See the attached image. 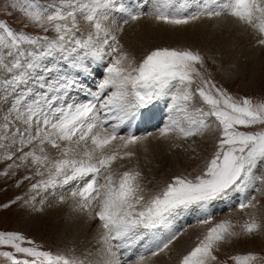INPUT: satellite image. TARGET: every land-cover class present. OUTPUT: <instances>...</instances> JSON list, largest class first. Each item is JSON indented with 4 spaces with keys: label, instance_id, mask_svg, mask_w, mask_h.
<instances>
[{
    "label": "snow or ice",
    "instance_id": "1",
    "mask_svg": "<svg viewBox=\"0 0 264 264\" xmlns=\"http://www.w3.org/2000/svg\"><path fill=\"white\" fill-rule=\"evenodd\" d=\"M193 6L196 10L189 12ZM9 7L52 35L16 32L0 21V161H10L0 176H15L21 168L30 172L17 181L20 186L35 180L29 191L36 195L26 203L41 192L55 195L69 186L73 211L99 221L100 258L90 259L93 253L87 250L80 256L44 250L17 231H0V249H10L0 250V258L9 264H147L144 254L122 262L118 251L163 229L165 238L158 237L149 250L159 256L182 234L173 231V219L196 212L197 223L208 227L178 264H264V255L255 252L225 260L217 255L232 239L264 228L255 215L238 232L231 220L214 222L210 213L217 201L250 188L264 195V99L237 98L218 87L205 74L199 51L156 47L137 61L121 41L125 25L145 17L180 26L229 16L264 46V0H143L135 9L124 0H15ZM94 71L102 76L93 89L86 79ZM73 93L83 99H72ZM161 99L169 116L157 138L188 140L211 131L215 146L199 174L175 175L146 195L143 173L119 162L132 160L153 134L122 135L120 129L142 119ZM67 198L60 195L59 202ZM39 202L44 204L45 197ZM258 204L253 195L240 200L238 208Z\"/></svg>",
    "mask_w": 264,
    "mask_h": 264
},
{
    "label": "rangeland",
    "instance_id": "2",
    "mask_svg": "<svg viewBox=\"0 0 264 264\" xmlns=\"http://www.w3.org/2000/svg\"><path fill=\"white\" fill-rule=\"evenodd\" d=\"M13 2H15V0H0V9H4V10H0V21L6 23L10 28H12L16 32L22 31L30 35H49V36L52 35V33H44L41 29L28 23V21L24 18V16L21 14L20 11L10 8L9 5L12 4ZM39 2L41 4H47L50 3L51 0H39ZM142 2L143 0H124L126 6L133 9H135L137 5ZM143 10L146 11L147 9L145 8ZM195 10L196 9L193 6L188 11L194 12ZM115 16L117 20L121 18V14H115ZM206 18L207 17L205 18L201 17V19L206 20L203 23V24L206 23V27L207 26L214 27L215 25L210 23L212 21L214 22V20L216 19L218 20L223 19L222 23L224 24L226 23L225 19H229L230 21L236 23V21L232 17H228V16L213 18L214 20H210L209 18H207L208 20L211 21V22L209 21V23L207 22ZM143 19L144 18L140 20ZM145 19L147 18L145 17ZM193 21H197V20H193ZM133 22L135 21H130L129 23L131 24ZM159 24L160 25L162 24V28L165 27L166 25V24L163 25V23H159ZM154 25H157L156 21ZM188 25H191L190 22L188 23ZM188 25L186 26L184 25V28L187 27ZM180 26L183 27V25ZM81 27L82 29H85V25L83 21H81ZM173 27L175 26L166 25L165 27L166 30L163 28L164 29L163 33L162 35L159 36L145 35L144 37L142 36L139 40L136 41L133 40L132 42H122V43L124 44V46H126L125 48H127V51H129V53L132 51L130 54L133 57H135L137 61L141 60L149 50L156 47H165V46L176 47V48L188 47L194 51H199L201 55H203L205 58V69H206L205 74L209 76V78L212 79L218 87H223L227 89V91L230 94H232L237 98L242 96H247V97H251L254 101L264 99V46L257 44V42L252 43L254 40L257 39L256 38L257 34L250 32L253 34L252 39L238 41L235 45L228 46L225 45L226 43L219 38L218 34L209 36L211 38L209 37L206 38L203 34H201V36L203 37L199 36L197 30L196 31L190 30L191 31L190 33L191 35H190L189 31L186 28L183 29L182 33L184 34L182 37H179L180 39H177L178 37L168 36L169 34L167 31L174 32V29L177 28V27L175 28ZM242 27L247 30H251L247 27L244 26ZM165 32L168 35L165 34ZM122 36L123 35H121V39H123ZM201 39L204 42L205 41L207 42L204 43L202 42ZM25 47L28 46L25 45ZM252 49H254L255 52L252 51ZM248 51L253 52L254 54L250 56H246L245 53L248 55L247 53ZM101 76L102 74H100L98 71H94L92 75L86 79V83L88 84L89 87L94 89L95 83L101 78ZM87 80L89 81L87 82ZM78 97H81V95L77 93H73L71 98L72 99L82 98V97L81 98ZM159 102L160 100L154 102L153 103L154 106L151 105L149 110H147L146 114L149 115V117L148 119H146V121L150 122L152 121L153 116L156 117V115H158V111L156 107H158ZM161 105L163 106V108L165 107V111H168L167 101L163 102V104ZM167 119H168V115H166V113L164 114L162 111L157 121L159 124L157 122L153 124V128H155L153 129V131L155 130L153 133H158L159 127L163 126V124L167 121ZM140 121L141 119L134 120L129 124L136 126ZM142 131L145 133L150 132L148 131V128H145ZM215 139H216V133L210 131L202 136L189 138L188 140H177L175 136H172L168 139H160V142H157L154 145L155 148L153 147V145L151 146L153 148H151L149 144H143L144 142L146 143V141H144L142 144H140L141 146L139 145V147H137L140 148L139 151L136 148V156L132 160H126L128 161L127 163H125L126 161H122L121 163L125 164V168L126 167L140 168L139 170H141V172L143 173V185L146 189L145 194L148 195L151 194L152 192L158 191L161 187H163V185L166 182H169L170 179L175 175H185L188 176L189 178H193L195 175L199 174L203 170L206 160L210 158L211 153L214 151ZM177 144H179L180 147H176L175 145ZM189 144L192 146H189ZM142 146L145 147L147 150L148 149L149 150L147 151L145 148L142 149L141 148ZM150 156H152L153 160ZM151 160L153 161L152 163ZM7 163H10V161H0V171L4 170ZM29 174L30 172H28L27 169L21 168L16 170L15 176H9V177L0 176V205L9 204L10 201H15V203L9 204L8 208L0 207V231L20 232L26 237L36 241V243L41 245L44 250H51L53 252L63 253L68 256H72V255L80 256L82 253H84L87 250L93 253L90 259L94 261H99L100 258L99 253H97L96 250L100 247V245L97 243L95 238L97 237L99 221L90 220L88 218V215H86V213L83 214L82 212L73 211L72 209L73 207H71V205L72 204L74 205V202L67 195L69 194L70 191L69 186H65V188L63 189H56L55 195L50 194L52 190H49V193L41 192L40 195L43 194L42 196H36L35 201L26 203V201H29V198L31 196L36 195L34 192L29 191L30 183L35 182V180L31 182L23 181V183H21L20 186H17V181L21 180L24 175H29ZM36 179H39V177H37ZM256 187H260V185L257 184ZM60 195H64V196L67 195L68 203L67 200L65 203L67 205L71 203L69 207L65 203L61 204L59 202ZM242 195H244V198L241 197V193H238L230 196L232 199L228 197L224 200L217 201L216 203L223 201L224 204L223 207L218 211H213V212L210 211L211 215L213 216L214 222H219L220 220L223 219H229L232 221L234 225H236L235 230L239 232L240 225H242L244 221L249 218L250 215H255L257 220L262 225H264V195L257 193L254 188H250L249 191L247 190L246 192L242 193ZM253 195L256 196L259 201L257 208L246 209L243 211L240 210L238 208V203L240 202V200L250 198ZM17 197H20L21 199L17 200L16 199ZM41 197H45L44 204H40L39 202ZM232 200H234V202L227 207L226 203ZM58 203L61 204V209L58 215L57 214L51 215L52 216L51 217L48 212L52 210L50 206L51 205L56 206ZM35 209H40V210L37 211ZM44 211H46L45 214ZM76 213L78 215H75ZM196 214H197L196 212L185 213L175 217L172 221L173 231L182 233L181 236L188 232L187 233L188 235L186 236L187 246L184 249L178 247L177 245H174L175 242L179 239L178 238L176 241H174L171 244L172 246L171 245L169 246L168 251L166 250L163 254L161 253L159 256L152 258V256H150L149 254V250L154 246L158 237L162 239L165 238L167 234L166 230L162 229L160 230L159 233L156 234V236H154L152 233H146L142 237V239L138 241H134L130 246L120 248L118 251L119 258L121 259V261L134 262L140 254H144L148 258L150 257V261H148L149 259L147 258L149 264H178V261L182 257V254L183 255L186 254L187 251H189L190 248L195 245L198 237H200L203 231L206 229V227H208V226H201L197 223L199 216L198 218L193 216ZM81 216L83 217V219ZM72 217H74V220L76 222L73 220ZM91 226H93L94 228ZM91 229L92 230L94 229L93 233ZM77 234L80 235V238L73 239ZM83 234H88V236L86 237ZM90 234L91 235L94 234V235L91 237ZM181 236L179 235L178 237ZM0 250H10V249L3 248ZM247 252H255L264 255V228H262L260 232L255 233L252 236L241 235L232 239L231 242L223 245L222 250L219 253H217V255L220 257L221 260H225L230 255L245 254ZM0 264H9V262L3 258H0ZM229 264H231L230 261Z\"/></svg>",
    "mask_w": 264,
    "mask_h": 264
},
{
    "label": "bare ground",
    "instance_id": "3",
    "mask_svg": "<svg viewBox=\"0 0 264 264\" xmlns=\"http://www.w3.org/2000/svg\"><path fill=\"white\" fill-rule=\"evenodd\" d=\"M229 17V16H228ZM203 18V17H202ZM205 18V17H204ZM207 19V18H206ZM210 19V18H209ZM210 20H214L213 18L212 19H210ZM210 20H208L207 19V22L209 23V21ZM223 20V19H222ZM222 20H218V19H216V20H214V22L212 21H210L211 23L210 24H213V25H215L214 27H206V23L205 24H203L206 20H204V19H201V18H199V19H197V21H190V24L191 25H188L187 27H185L188 31H189V34L191 33V31L190 30H194V31H196L197 30V33L199 34V36H201V34H203L206 38L207 37H209V36H212V35H214V34H218V36H219V38L222 40V41H224L226 44L225 45H228V46H233V45H235L238 41H242V40H246V39H252V37H253V34L252 33H250V32H253L252 30H247V29H245V28H243L237 21H236V23L238 24V26H237V24L236 23H234L233 21H230L229 19H225L226 20V23L224 24V23H222ZM192 22V23H191ZM154 23H155V21L154 20H152V19H149V18H147V19H143V20H139V21H135V22H133V23H129V25H126L125 26V30H124V32L121 34V35H123L122 36V38L123 39H121V41L122 42H132L133 40H139L142 36L144 37L145 35H157V36H159V35H162V33H163V30L165 29L166 30V25H165V27H163L162 28V24L160 25L158 22H157V25H154ZM194 23H196V24H194ZM200 23H202V24H200ZM218 24H220V25H218ZM224 24V25H223ZM164 25V24H163ZM186 26V25H185ZM170 27V26H169ZM175 27H177V28H175ZM175 27H173V28H175L174 29V32H169V31H167L168 32V34L165 32V34H167L168 36H173V37H178L177 39H180L179 37H182L183 36V34L184 33H182V31H183V29H185L184 28V25H183V27L182 26H175ZM168 28V27H167ZM171 28V27H170ZM181 28H182V30H181ZM169 30V29H168ZM248 31V32H247ZM193 32V31H192ZM194 34V33H193ZM193 34H192V36H193ZM181 35V36H180ZM191 35V34H190ZM166 36V35H165ZM191 36V37H192ZM201 37H203V36H201ZM125 38V39H124ZM158 38V37H157ZM168 38V37H167ZM172 38V37H171ZM190 38V37H189ZM193 38V37H192ZM209 38H211V37H209ZM257 38V37H256ZM144 39V38H143ZM182 39V38H181ZM202 40V39H201ZM174 41V40H173ZM181 41V40H180ZM154 42V41H153ZM202 42H204L203 40H202ZM205 42H207V41H205ZM204 42V43H205ZM254 42H256V40H254L252 43H254ZM138 43V42H137ZM222 43V42H221ZM133 44V43H132ZM135 45V44H134ZM128 46V45H127ZM137 46V45H136ZM126 47V46H125ZM129 47V46H128ZM130 48V47H129ZM132 48V47H131ZM127 49V48H126ZM131 51V50H130ZM252 51H254L255 52V50L254 49H252ZM129 52V51H128ZM132 52V51H131ZM130 52V53H131ZM134 52V51H133ZM228 52V51H227ZM248 53V55L245 53V55L246 56H250V55H253L254 53L253 52H250V51H248L247 52ZM89 80H87V82H88ZM82 97V98H81ZM81 97H78V98H81V99H83V96H81ZM163 102H166V100L165 99H161L160 100V102H159V105H158V107H156V109H157V111H158V115H156V117H154L153 116V118H152V121H150V122H148V121H146V119H148V117H149V115H147L146 114V112L144 113V117L141 119V123H140V125L138 126V127H136V128H133V126L131 125V124H127V125H125L124 127H122L121 129H120V133L122 134V135H126L128 132H133L135 135H138V136H141V135H144V136H146L147 135V133H149V132H147V133H145V132H143L142 130L143 129H145V128H148V131H150L152 134H153V136L152 137H149L147 140H146V143L144 142L143 144H149V146L151 147L152 145H153V147L155 148V144L157 143V142H160V139L161 138H157L158 137V133H153L154 131H153V129H155V128H153V124H155L157 121H158V117H160V114H161V112L163 111V113L165 114L166 113V115H168L169 116V111H165V107L163 108V106L161 105V104H163ZM166 104V103H165ZM157 105V104H156ZM161 105V106H160ZM154 106V105H153ZM165 106V105H164ZM152 108V107H151ZM161 108H162V110H161ZM168 108V107H167ZM154 111H156V110H154ZM158 116V117H157ZM152 117V116H151ZM158 123V122H157ZM147 124V125H146ZM159 124V123H158ZM144 125V126H143ZM157 125V124H156ZM152 129H151V128ZM157 130V129H156ZM137 131H139V132H137ZM159 140V141H158ZM192 141V140H191ZM166 142V141H165ZM142 144V143H141ZM160 144V143H159ZM161 144H162V141H161ZM174 144V143H173ZM191 144V143H190ZM189 144V146H192V145H190ZM192 144H194V143H192ZM141 146V145H140ZM149 146H148V148H149ZM158 146V145H157ZM139 147V146H138ZM147 147V146H146ZM153 147H151V148H153ZM142 149L143 148H145V147H141ZM188 148V147H187ZM186 148V149H187ZM139 149L140 148H137V150L139 151ZM141 149V150H142ZM146 149V148H145ZM144 149V150H145ZM140 150V151H141ZM147 150V149H146ZM149 150V149H148ZM147 150V151H148ZM151 150V149H150ZM158 150V149H157ZM170 151V150H169ZM143 152V151H142ZM142 152H140V153H142ZM152 152V151H151ZM164 153V152H163ZM138 154V153H137ZM160 154V153H159ZM149 155V154H148ZM151 155V154H150ZM162 156V155H161ZM164 156H166V155H164ZM141 157H143V156H141ZM151 158H152V156H150ZM152 160H153V158H152ZM151 160V163L153 162ZM150 161V160H149ZM128 161H126L125 163H127ZM121 163V162H120ZM150 163V162H149ZM137 165V164H136ZM138 166V165H137ZM141 166V165H140ZM116 167V166H115ZM118 167V166H117ZM130 167H131V165H130ZM127 168V167H126ZM133 168V167H132ZM136 168V167H135ZM142 168V167H141ZM138 169H140V168H138ZM143 170H144V167H143ZM141 171V170H140ZM29 172V171H28ZM144 172V171H143ZM248 191H249V189H248ZM251 191H252V189H251ZM65 194V193H64ZM249 194V193H248ZM43 195V194H42ZM42 195H40V196H42ZM68 195V194H67ZM67 195H66V197H67ZM241 197L242 198H244V195H242V193H241ZM247 197V196H246ZM245 197V198H246ZM47 199H48V197H47ZM50 199V198H49ZM68 199V198H67ZM230 199H232L231 197H230ZM50 201V200H49ZM227 201V200H226ZM234 202V200H232V201H230V202H225L226 203V206L228 207V206H230L232 203ZM36 203V202H35ZM34 203V204H35ZM47 203V202H46ZM45 203V204H46ZM67 203H68V200H67ZM62 204V203H61ZM61 204H57L56 206H53V205H51L50 206V208L52 209L51 211H48L49 212V215L51 216V215H55V214H57L58 215V213H59V211H60V209H61ZM64 204V203H63ZM66 204V203H65ZM223 201L222 202H218V203H216L211 209H210V211L211 212H213V211H218L219 209H221L222 207H223ZM67 205V204H66ZM71 205V203L69 204V205H67L68 207ZM73 205V204H72ZM71 205V207H73ZM40 206V205H39ZM64 206V205H63ZM62 206V207H63ZM66 206V207H67ZM38 207V206H37ZM47 207V206H46ZM225 207V206H224ZM39 208V207H38ZM45 208V207H44ZM65 209V208H64ZM73 209V208H72ZM44 210V209H43ZM69 210V209H68ZM66 211V210H65ZM70 211V210H69ZM72 211V210H71ZM45 212L46 211H44V214H45ZM42 213V212H41ZM67 213H68V211H67ZM72 213V212H71ZM83 213V212H82ZM61 214V213H60ZM63 214V213H62ZM84 214V213H83ZM69 215V214H68ZM75 215H78L77 213L75 214ZM87 215V214H86ZM194 217H197L198 218V215L196 214V215H193ZM52 217V216H51ZM56 217V216H55ZM82 217V216H81ZM80 217V218H81ZM63 218V217H62ZM73 218V220H74V217H72ZM60 219V218H59ZM76 219V218H75ZM82 219H83V217H82ZM52 220V219H51ZM56 220V219H55ZM66 220V219H65ZM68 220V219H67ZM71 220V219H70ZM79 220V219H78ZM75 221V220H74ZM85 221V220H84ZM97 221V220H96ZM73 222V221H72ZM76 222V221H75ZM74 222V223H75ZM86 222V221H85ZM65 223H66V221H65ZM74 223H72V224H74ZM84 223V222H83ZM88 223V222H87ZM69 224V223H68ZM77 224V223H76ZM93 224H95V223H93ZM64 225V224H63ZM81 225H83V224H81ZM84 225H87V224H84ZM79 226V225H78ZM83 227V226H82ZM91 227H93V226H91ZM74 228V227H73ZM77 228V227H76ZM87 228V227H86ZM94 228V227H93ZM82 229V228H81ZM84 229V228H83ZM89 230V229H88ZM92 230V229H91ZM94 230V229H93ZM93 230H92V233H93ZM192 230V229H191ZM190 230V231H191ZM82 231V230H81ZM66 232V231H65ZM76 232V231H75ZM85 232H87V231H85ZM192 232V231H191ZM190 232V233H191ZM194 232V231H193ZM96 233V232H95ZM188 233V232H187ZM183 234L181 237H178L177 239V241L175 242V244L174 245H177L178 247H180V248H182V249H184L186 246H187V243H186V236L188 235V234ZM84 236H88V234H83ZM91 235V234H90ZM94 235V234H93ZM93 235H91V237L93 236ZM80 238V235L79 234H77L73 239H79ZM94 238V237H93ZM96 238V237H95ZM90 245V244H89ZM172 246V245H171ZM99 247V246H98ZM169 249H167V251H168ZM188 250V249H187ZM163 254V253H162ZM183 255V254H182ZM164 257V256H163ZM163 257H161V258H163ZM148 258V257H147ZM152 258H154V257H152ZM149 260L148 261H150V257L148 258ZM171 259V258H170ZM174 259V258H173ZM169 260V259H168ZM147 261V263L149 264V262ZM162 261V260H161ZM166 261H167V259H166ZM123 262V261H122ZM158 262V261H157ZM154 263V262H153ZM160 263V262H159ZM168 263H170V262H168Z\"/></svg>",
    "mask_w": 264,
    "mask_h": 264
}]
</instances>
